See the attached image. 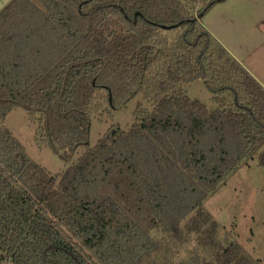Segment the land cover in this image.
<instances>
[{"label": "trees", "instance_id": "obj_1", "mask_svg": "<svg viewBox=\"0 0 264 264\" xmlns=\"http://www.w3.org/2000/svg\"><path fill=\"white\" fill-rule=\"evenodd\" d=\"M220 1L11 0L0 10V264H258L218 241L205 206L264 148L254 85L210 63L216 39L201 20ZM200 81L216 107L190 96ZM129 106L130 120L91 145L93 120ZM15 108L69 161L62 173L4 125Z\"/></svg>", "mask_w": 264, "mask_h": 264}, {"label": "rangeland", "instance_id": "obj_2", "mask_svg": "<svg viewBox=\"0 0 264 264\" xmlns=\"http://www.w3.org/2000/svg\"><path fill=\"white\" fill-rule=\"evenodd\" d=\"M201 21L216 39L210 63L216 62L218 68L230 66L240 78L248 77L254 85L253 92L263 103L264 112V0L217 2ZM188 91L192 98L208 107L217 106L203 81L194 83ZM131 110L132 106H129L115 113L108 112L102 117L104 124L98 119L93 120L91 145L101 139L112 123L129 119ZM4 125L21 141L26 153L51 174L66 169L69 161L45 146V138L37 136L38 121L32 120L23 108L12 110ZM263 152L264 148L230 173L226 182L205 203L219 224L218 241L224 245L238 244L242 252L258 264H264ZM77 155L75 153L71 159Z\"/></svg>", "mask_w": 264, "mask_h": 264}, {"label": "crops", "instance_id": "obj_3", "mask_svg": "<svg viewBox=\"0 0 264 264\" xmlns=\"http://www.w3.org/2000/svg\"><path fill=\"white\" fill-rule=\"evenodd\" d=\"M10 1H11V0H0V7H1L4 3L7 4V3H9ZM6 4H5V5H6ZM5 5H4V6H5ZM4 6H3V7H4ZM3 7H2V8H3ZM2 8H1V9H2ZM1 9H0V10H1Z\"/></svg>", "mask_w": 264, "mask_h": 264}, {"label": "water", "instance_id": "obj_4", "mask_svg": "<svg viewBox=\"0 0 264 264\" xmlns=\"http://www.w3.org/2000/svg\"><path fill=\"white\" fill-rule=\"evenodd\" d=\"M202 16V15H201ZM164 28H168L167 26H163Z\"/></svg>", "mask_w": 264, "mask_h": 264}]
</instances>
